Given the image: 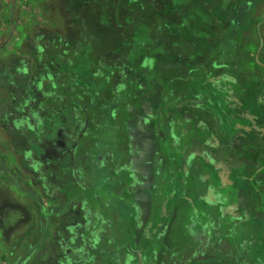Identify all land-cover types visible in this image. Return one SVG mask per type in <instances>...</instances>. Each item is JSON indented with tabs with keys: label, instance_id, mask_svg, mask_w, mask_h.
Listing matches in <instances>:
<instances>
[{
	"label": "rangeland",
	"instance_id": "374dc122",
	"mask_svg": "<svg viewBox=\"0 0 264 264\" xmlns=\"http://www.w3.org/2000/svg\"><path fill=\"white\" fill-rule=\"evenodd\" d=\"M98 1L0 0V207L18 205L30 215L18 224L23 213L7 207L0 216V264H64L63 253L72 247L69 231L83 229L84 224L95 226L93 246L97 250L107 247L111 256L107 263L116 264L117 233L122 225L105 218L96 222L100 211L95 198L111 200L109 210L117 203L113 200L119 199L120 181L115 169L106 173L94 162L97 157L106 159L110 152L120 158L123 141L141 145L142 136L148 133L137 134L135 122H147L151 110L149 122H155L156 128L165 104L163 113L174 120L180 117L185 127L213 120L212 113L197 103L209 106V94L191 93V102L185 101L188 97L178 100L167 95L173 78L204 81L236 67L250 111L257 114V120L264 118L258 99L264 82V52L255 58L250 43L252 29L264 22V0L244 4L243 0H182V10L176 0H107L112 4L107 21L102 20ZM190 4L196 6L189 13L186 7ZM226 29V35L222 34ZM214 126L219 134L218 122ZM70 127L75 139L81 135L80 150L93 153L89 172L98 188H92L90 223L77 210L64 217L56 215L53 165L42 159L58 131ZM234 144V149L208 151L216 161L230 162L239 178L244 165L238 155L247 148L264 150V137L248 143L252 147L244 145V140H234ZM203 150L191 146L187 160ZM195 173H200L193 177L197 182L210 171L206 167ZM130 174L125 181L127 193L121 196L122 205L118 204L124 219L128 212L123 206L135 210L138 196L152 198L153 184L158 182L151 172V184L138 190L141 176L134 170ZM186 179L189 185L190 177ZM71 189H63L64 199ZM65 208L61 202L59 210ZM174 214H183L181 208ZM145 219L141 216L138 229L133 230L142 232ZM132 246L137 247V241ZM156 246L159 252L163 250ZM260 262L264 263V257L253 260Z\"/></svg>",
	"mask_w": 264,
	"mask_h": 264
},
{
	"label": "flooded vegetation",
	"instance_id": "af4514ba",
	"mask_svg": "<svg viewBox=\"0 0 264 264\" xmlns=\"http://www.w3.org/2000/svg\"><path fill=\"white\" fill-rule=\"evenodd\" d=\"M252 30L253 42L250 43L257 58L264 52V47L261 49L257 45L258 39L264 35V22H258ZM237 73L239 72L236 67H231L230 73L207 80L217 81L214 84L220 86V81H227L237 91L238 96L240 86L243 85ZM262 83L258 99L264 116V82ZM212 93H217L216 88L212 89ZM236 96L230 99L232 104L237 100ZM246 103L248 106L249 103ZM167 106L165 104L163 109ZM198 107L205 109L201 103ZM145 108L144 106L143 109ZM163 109V122H156V128L155 122H149L153 115L151 110L148 112L147 122H135L137 134L142 136L148 133V136H142L141 145L135 146L123 141L120 145L123 152L120 158L110 152L106 159L97 157L94 162L106 173H112L115 169L113 173L120 181L117 184L119 199L113 200L117 203L112 204L109 210L111 200H103L99 195L95 198V204L100 211L95 221L100 222L105 218L111 222L118 221L122 225L117 233L120 239L115 248L116 264H130V259L134 261L131 264H140L139 257L142 264H254L253 260L264 257V150L247 148L249 150L245 154L238 155L239 163H243L244 167L239 169L241 176L237 178L230 162L216 161L212 158L211 151H208L222 147L234 149L235 145H218V140L211 136L201 135L203 137L194 139L192 133L204 122L197 125L190 123V127H185L180 122L172 125V122L165 121L166 114ZM250 115L257 116L253 111L247 113L244 122H241L244 123L243 130L238 132L233 125L236 133L218 139L229 142L244 140L247 147L261 141L264 137V118L252 120ZM138 117L140 119L142 116ZM170 129H173L174 134ZM74 136V128H61L53 141L46 146L42 159L53 165L51 180L56 186L53 188L57 197L56 215L64 214V217L65 213L77 210L82 213L84 222L90 223L91 205L94 203L91 200L92 188H98L89 172L94 161L93 153L88 149L80 150L81 135L77 139ZM193 145L204 150L187 160L186 154ZM206 167L210 173L199 177L197 182L193 181L194 175L200 176L195 171L200 172ZM130 170L141 176L138 177V190L151 184V172H155L158 182L153 184L152 198L138 196L139 200L134 203L137 206L136 211L123 206L128 212L124 219L118 204L122 205L121 196L127 193L125 181L131 175ZM187 175L190 177L189 185ZM69 186H72L71 192L64 199L63 189ZM101 186L103 184L99 187ZM168 195L171 198L166 200ZM63 200H66L65 204ZM61 202L66 207L62 212L59 210ZM7 207L19 208L23 213L18 224L30 219L25 208L9 203L0 207V216L5 214ZM179 207L183 214L175 215ZM143 215L147 223L145 229L142 232L133 230L138 229L137 223ZM173 222L175 223L172 224ZM177 227L181 230H176ZM69 233L73 239L69 242L72 247L67 248V253H63L64 264H108V258L111 257L107 254L108 248L97 250L93 246L97 233L95 226L84 224L83 229L71 230ZM135 241L137 247L132 246ZM156 245L163 250L159 252Z\"/></svg>",
	"mask_w": 264,
	"mask_h": 264
},
{
	"label": "trees",
	"instance_id": "16d2710c",
	"mask_svg": "<svg viewBox=\"0 0 264 264\" xmlns=\"http://www.w3.org/2000/svg\"><path fill=\"white\" fill-rule=\"evenodd\" d=\"M246 1L247 0H243V4ZM176 2L180 10L184 9V3L182 4V0H176ZM98 6H99V9H101V11L104 14L102 20L107 21L109 9H111L112 4L108 2L107 0H99ZM195 6L190 4L186 8L189 10L188 12L190 13V11L191 12L194 11ZM216 9L219 11L220 7L217 5ZM200 15L201 14H199L198 16ZM239 17L240 16H238V18ZM204 28L207 29L208 27H204ZM229 29L232 32H235L234 30H232V27L228 28V30ZM221 33L226 35L227 29ZM260 38L258 39L257 45L262 49L264 47V35ZM182 78H175V79L173 78L171 81H169L168 85H171V88H168V87L166 88L167 95L169 97L171 98L179 97L178 100L188 97L185 101L191 102V100H189L190 99L189 97L193 96L191 95V93L196 94L194 92L198 91L197 93L201 92L199 95L209 94V96L212 98L211 100H209L210 105L209 106L205 105L204 107L207 111H210L212 113L214 118L212 117L213 120H210L207 123H202L200 126H198V128L194 130V133H192V138L195 139L197 137L211 136V138L214 137L215 140H218V145H223V144L224 145H235L234 142H229V140H223L221 138L218 139V137L227 136V135L229 136V135L236 133L233 131V125H235L234 128L236 131L240 132L241 130H243L244 123H241V122H244V119L246 118V114L247 113L250 114L251 112L249 108L250 105L248 104L247 106V103H246L247 101L245 100L242 94L243 87L240 86L238 96H236L237 91L235 92L234 89L230 87V84L227 81H223V80L220 81L219 82L221 84L220 86L219 84L218 85L214 84V82L216 83L217 81H214V82L210 80L198 81V80L190 79L187 77H182ZM176 86H179V87H176ZM211 88L212 89L216 88L217 93L213 94ZM261 93L263 92L261 91ZM235 96L238 98H236L237 100H235L234 103L232 104L230 99L231 98L234 99ZM197 103L198 105L200 104V102H197ZM197 103L196 101L194 102V104H197ZM161 111H160L161 115L159 114V117H158V122L162 120ZM250 117H252V115H250ZM217 119L219 121H217ZM252 120H256V116H253ZM165 121L172 122V125H178L179 122L180 123L183 122V119L181 120L180 117H178L176 120H174V118L171 117V114H168V115L166 114ZM186 121H188V119ZM173 122L175 123L173 124ZM215 122H218V125L221 128V131L219 132V134H217L216 131L214 130L216 128L214 126ZM173 143L174 142H171V144ZM169 198L171 197H169L168 195L166 200H168Z\"/></svg>",
	"mask_w": 264,
	"mask_h": 264
},
{
	"label": "water",
	"instance_id": "95a60500",
	"mask_svg": "<svg viewBox=\"0 0 264 264\" xmlns=\"http://www.w3.org/2000/svg\"><path fill=\"white\" fill-rule=\"evenodd\" d=\"M139 262H140V264H142V260H141V257H139Z\"/></svg>",
	"mask_w": 264,
	"mask_h": 264
}]
</instances>
